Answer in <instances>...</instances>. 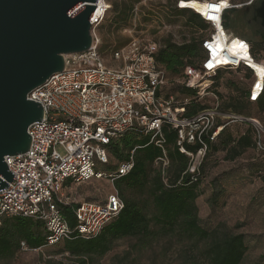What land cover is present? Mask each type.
Instances as JSON below:
<instances>
[{
	"label": "built area",
	"instance_id": "obj_1",
	"mask_svg": "<svg viewBox=\"0 0 264 264\" xmlns=\"http://www.w3.org/2000/svg\"><path fill=\"white\" fill-rule=\"evenodd\" d=\"M208 1L206 15L197 13L208 24L200 41L199 67L186 66L180 82L195 90L199 99L210 95L213 102L187 117L182 115L184 105L179 98L163 92L166 79L164 69L155 60L157 42L133 39L113 49L109 58L118 65H108L101 57L97 30L109 3L96 0L90 16V48L64 55L63 70L27 94L28 100L40 103L43 114L27 129L31 137L27 151L4 157L15 177L9 186L0 189V223L4 217L11 216L42 220L48 231L47 246L70 238L73 233L85 239L96 237L122 209L119 195L112 192L103 202L78 204L74 210L76 226L71 229L58 209V203H66L61 192L67 183L103 178L114 181L126 175L133 166L131 157L112 173L96 169L97 164L108 160L106 145L126 132L150 135V141L161 149L162 155L155 162L159 161L162 169L168 164L164 124L176 131V145L187 155L190 173L195 172L205 155L202 136L212 140L223 128L217 123L219 117L229 122H250L255 129L254 150L264 152V126L259 120L221 113L217 97L210 91L211 79L217 72L246 67L253 75L248 99L255 101L263 90L264 76L258 75L253 64L264 69V60L252 56L246 39L223 27L224 13L240 5H233L230 0ZM252 2L249 0L244 5ZM211 5H217V9ZM176 6L188 8L180 0ZM195 142L203 144L202 147L195 153L186 151L184 144ZM21 247L26 249L23 243Z\"/></svg>",
	"mask_w": 264,
	"mask_h": 264
},
{
	"label": "rangeland",
	"instance_id": "obj_2",
	"mask_svg": "<svg viewBox=\"0 0 264 264\" xmlns=\"http://www.w3.org/2000/svg\"><path fill=\"white\" fill-rule=\"evenodd\" d=\"M178 1L109 0L110 9L97 30L101 57L108 65H118L110 61L111 51L133 39L151 40L160 44L166 39L175 43L199 40L205 32L187 23V17L178 11ZM232 1L241 5L249 0ZM124 9L126 12L123 14ZM229 19L230 32L234 35L252 41L264 39L259 25L252 21L251 14L243 13V7L233 11ZM255 54L264 60V44ZM165 79L163 92L175 94L181 99L180 77L166 73ZM211 80L212 87L218 93L221 113H225L222 111L225 109L223 102L232 98L240 99L248 87V79L243 71H221ZM200 101L210 106L213 99L209 95ZM244 113L253 115L264 126V110L259 111L250 105ZM218 119L225 120L222 117ZM239 131L237 125L227 128V133L233 136ZM223 156L224 152L221 151L210 152L206 156L204 170L200 174L199 195L195 200L199 223L207 230L219 227L221 231L242 233L246 251L241 264H264V178L252 163V155L248 150L233 160H224ZM115 164L116 160L110 156L109 165ZM153 167L162 169L163 166L156 161ZM167 167L168 164L164 170ZM96 169L106 174L112 172L100 164H97ZM213 187L218 191L214 197ZM112 192H116L114 181L103 178L67 184L61 193L66 202L80 204L103 202L106 195ZM136 195L140 199L147 197L144 192ZM147 212L151 213L150 206ZM150 230V235L146 237L124 236L114 239L106 253L90 255L86 263L190 264L193 258L199 259L208 243L207 240L188 238L177 229L165 232L151 223ZM77 261V257L65 250L64 241L37 249L19 248L11 255L0 258V264H74Z\"/></svg>",
	"mask_w": 264,
	"mask_h": 264
},
{
	"label": "trees",
	"instance_id": "obj_3",
	"mask_svg": "<svg viewBox=\"0 0 264 264\" xmlns=\"http://www.w3.org/2000/svg\"><path fill=\"white\" fill-rule=\"evenodd\" d=\"M106 1L109 3V0ZM230 1L233 5H237L232 0ZM244 4L245 2L239 7L245 6ZM237 8L232 7L223 15V27L228 31H230L229 16ZM178 11L187 17V23L191 27L203 31L208 28V24L191 9L179 8ZM125 12L124 9L122 13ZM202 38L182 43H175L166 39L161 44L158 43L159 48L155 54V60L164 69L165 74L170 73L181 77L186 66L199 67L202 56L200 45ZM247 41L250 44L252 56L261 61L256 56L255 51L262 47L264 39ZM221 71L217 72L212 79H215ZM232 71H243L248 79V87L240 99L232 98L223 102L225 109L222 111L257 119L251 114H245L244 110L250 105L255 106L259 111L264 110V86L258 98L255 101H249L248 93L253 81L252 72L246 67H238ZM211 88L217 97L218 93L215 87L211 86ZM180 89L183 96L179 99L184 105L183 116L190 117L209 107L200 101L195 90L182 84ZM186 98L188 99L187 102L183 103ZM217 101L218 110L221 111L218 97ZM217 121L218 124L223 125V128L212 140L207 135L202 136L201 139L206 146L205 155L193 173L187 170L189 163L187 155L178 150L176 131L167 124L162 126L168 159L167 170L153 167L155 160L162 155V152L158 146L150 141V135L130 131L118 139L112 140L106 145L108 160L106 163H100V165H104L107 171L112 170L114 172L120 164L127 162L130 157L133 161V166L129 172L114 180L116 193L123 201L122 209L113 220L102 227L96 237L85 239L77 233H73L70 238L60 240L56 244L64 241L65 250L78 259L77 263L74 264H87L86 258L88 256L106 253L116 238L150 235L151 223L159 226L165 232H172L177 229L188 238L207 240L208 243L202 255L199 256V259L198 257L193 258L190 264H241L246 251L242 233L221 231L219 227L207 230L199 223L195 200L199 195L200 174L204 170L206 156L210 152H224V160H233L248 150L252 155V163L258 168L260 176L264 178V152L256 153L254 150L255 129L250 122H229L219 119ZM233 125L240 127L236 136L227 133V128ZM202 145L200 142L185 143L184 147L186 151L195 153ZM110 156L116 160V164L113 166L109 165ZM215 188L213 187L212 197L216 196L218 192ZM141 192L147 194L146 199H140L139 195H136V193ZM77 206L78 204L68 202L58 203L61 216L71 229L76 226L74 210ZM149 206L151 213L147 212ZM47 234L46 224L42 220L22 216L4 217L0 223V258L11 255L17 249L22 248V243L28 249L47 246ZM57 264L64 263L58 262Z\"/></svg>",
	"mask_w": 264,
	"mask_h": 264
},
{
	"label": "water",
	"instance_id": "obj_4",
	"mask_svg": "<svg viewBox=\"0 0 264 264\" xmlns=\"http://www.w3.org/2000/svg\"><path fill=\"white\" fill-rule=\"evenodd\" d=\"M95 2L0 0V189L15 177L4 157L27 151V129L42 118L40 103L27 94L63 70L64 55L90 48ZM257 18L264 29V0Z\"/></svg>",
	"mask_w": 264,
	"mask_h": 264
},
{
	"label": "bare ground",
	"instance_id": "obj_5",
	"mask_svg": "<svg viewBox=\"0 0 264 264\" xmlns=\"http://www.w3.org/2000/svg\"><path fill=\"white\" fill-rule=\"evenodd\" d=\"M184 7L190 8L195 13H198L200 15H206V12L209 7V1L208 0H180ZM254 68L256 69L258 75L260 77L264 76V69L261 66L254 65Z\"/></svg>",
	"mask_w": 264,
	"mask_h": 264
},
{
	"label": "flooded vegetation",
	"instance_id": "obj_6",
	"mask_svg": "<svg viewBox=\"0 0 264 264\" xmlns=\"http://www.w3.org/2000/svg\"><path fill=\"white\" fill-rule=\"evenodd\" d=\"M261 1L263 0H253L250 5L243 6V13L252 15V21L259 25L260 32L262 34V37L264 38V29L260 26L259 19H254V9L260 4Z\"/></svg>",
	"mask_w": 264,
	"mask_h": 264
},
{
	"label": "snow or ice",
	"instance_id": "obj_7",
	"mask_svg": "<svg viewBox=\"0 0 264 264\" xmlns=\"http://www.w3.org/2000/svg\"><path fill=\"white\" fill-rule=\"evenodd\" d=\"M210 7H212L213 9H217V5H211ZM240 46L243 47L244 45L241 43Z\"/></svg>",
	"mask_w": 264,
	"mask_h": 264
},
{
	"label": "crops",
	"instance_id": "obj_8",
	"mask_svg": "<svg viewBox=\"0 0 264 264\" xmlns=\"http://www.w3.org/2000/svg\"><path fill=\"white\" fill-rule=\"evenodd\" d=\"M210 91H212V88H211V90H210ZM212 92H213V91H212ZM67 184H70V183H67ZM67 184H66V185H67ZM65 187H66V186H65Z\"/></svg>",
	"mask_w": 264,
	"mask_h": 264
}]
</instances>
